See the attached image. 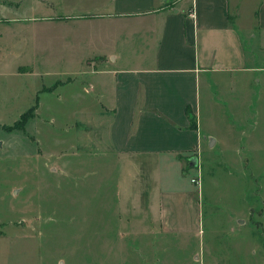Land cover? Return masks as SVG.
I'll return each mask as SVG.
<instances>
[{"label": "crops", "instance_id": "1", "mask_svg": "<svg viewBox=\"0 0 264 264\" xmlns=\"http://www.w3.org/2000/svg\"><path fill=\"white\" fill-rule=\"evenodd\" d=\"M35 29L78 64L50 92L84 83L83 107L97 109L72 121L87 134L69 149L102 154L105 175L117 172L110 182L131 226L198 222L202 163L264 154V132L251 126L264 128V64L255 62L264 0H0V52L9 42L29 45ZM240 128L244 146L232 150ZM189 170L199 191L182 181Z\"/></svg>", "mask_w": 264, "mask_h": 264}, {"label": "rangeland", "instance_id": "2", "mask_svg": "<svg viewBox=\"0 0 264 264\" xmlns=\"http://www.w3.org/2000/svg\"><path fill=\"white\" fill-rule=\"evenodd\" d=\"M43 35L35 29L29 45L9 42L0 52V264H264L263 152L251 153L252 162L218 157L202 163L198 222L185 216L181 225L131 226L110 182L117 172L105 175L102 154L69 149L87 134L72 121L97 108L84 109L90 102L80 77L50 92L78 64L62 60L61 46ZM255 53L263 65L264 49ZM23 115L28 118L17 129ZM251 124L256 134L264 132ZM250 163L251 173L242 169ZM195 175L182 176L191 190Z\"/></svg>", "mask_w": 264, "mask_h": 264}, {"label": "built area", "instance_id": "3", "mask_svg": "<svg viewBox=\"0 0 264 264\" xmlns=\"http://www.w3.org/2000/svg\"><path fill=\"white\" fill-rule=\"evenodd\" d=\"M199 179H200V177L198 174L189 179L191 181V183L196 187L197 191H199V189H200V180Z\"/></svg>", "mask_w": 264, "mask_h": 264}, {"label": "trees", "instance_id": "4", "mask_svg": "<svg viewBox=\"0 0 264 264\" xmlns=\"http://www.w3.org/2000/svg\"><path fill=\"white\" fill-rule=\"evenodd\" d=\"M27 118H28V117H27L26 115L21 116V118H20L17 122L14 123V125L17 124V125H20V127L17 128V127L15 126L14 128L22 129V127L25 125V122H26Z\"/></svg>", "mask_w": 264, "mask_h": 264}]
</instances>
